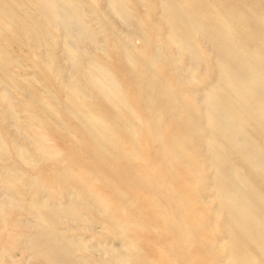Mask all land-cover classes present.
Instances as JSON below:
<instances>
[{
	"label": "rangeland",
	"instance_id": "1",
	"mask_svg": "<svg viewBox=\"0 0 264 264\" xmlns=\"http://www.w3.org/2000/svg\"><path fill=\"white\" fill-rule=\"evenodd\" d=\"M65 1L0 0V264H236L225 246L229 237L225 217L213 215L217 200L213 197L215 167L211 165L209 135L213 133L222 146L225 143L229 152L224 151L228 157L221 165L223 171L240 166L238 173L253 180L249 184L263 194L264 180L251 173V166L241 163L243 156L205 123L203 95L210 85L220 82L217 51L207 36L209 30H215L204 17L199 21L207 29L190 31L176 2L186 1L191 12L206 6L227 14L225 21L232 23L233 30L261 46L258 38L264 37V30L247 20L243 27L241 18L233 21V13L226 11H238L244 19H251L262 11L264 0ZM70 7L76 12L65 13ZM85 30L91 35L85 37ZM65 34L78 37L72 35L69 41ZM177 39H185L188 47L185 40L180 47ZM68 50L73 53L71 58ZM98 66L105 76L96 82ZM101 84L105 92L110 85L113 91L110 88L106 94ZM115 89L123 95H114ZM263 90L260 87V93ZM219 91L221 95L218 92L216 97L222 100L225 93ZM88 117L103 122L94 119L90 128ZM103 124L106 126L100 127ZM252 126H245L244 132L260 148L254 154L256 159L264 155V135L256 131L253 136L256 129ZM129 127L139 136L135 140L133 136L132 143ZM185 134L190 139L184 142V159L178 163L185 175L179 176L191 182L194 212L202 216L206 227L187 243L179 230L185 212L178 200L182 189L162 163L165 146ZM135 149L138 157L130 158ZM244 244L263 264L262 254L259 256L251 242ZM128 250L137 251V259Z\"/></svg>",
	"mask_w": 264,
	"mask_h": 264
},
{
	"label": "bare ground",
	"instance_id": "2",
	"mask_svg": "<svg viewBox=\"0 0 264 264\" xmlns=\"http://www.w3.org/2000/svg\"><path fill=\"white\" fill-rule=\"evenodd\" d=\"M158 1V0H157ZM169 1V0H168ZM59 2V0H58ZM66 4H68L69 2L66 0L65 1ZM68 2V3H67ZM166 2V1H165ZM53 3V1H52ZM56 3V1H54L53 5ZM60 3H63L60 1ZM167 3V2H166ZM171 3V2H170ZM58 4V3H56ZM109 4H112V3H109ZM178 8H179V12H184V15L181 16L182 19L184 20V23L185 25L188 27V29L190 31H192L193 29H207V25L204 26V23L200 22V18H202L201 20H205L204 17L209 20V22H211V27L213 28V30H215L214 32H211V30H209L210 34L207 35L208 38H210V40L212 41L211 43H213L212 45L214 46V48L216 49L217 51V61L216 63L218 64L219 66V75H220V78H218L220 80L219 83H217L214 87L210 88V85L209 88H208V93L206 92V95L204 96L203 95V98L205 99V105L206 108L204 110V117H205V123L206 125H208L209 127L213 128L215 132L218 133V135L222 136L224 138V140L230 145L231 149L235 152V153H240L243 157V161H241V163L245 162L246 164H248L249 166H251L250 168L253 170V173L255 175V173H257L256 175H260L263 177V180H264V155L263 156H259L257 157L256 159L254 158V154H257L258 150L260 151V148L251 141V138L248 137V135L244 132V127L245 126H249V125H253L251 127L256 129L254 130L255 133L251 131V133L253 134V136H256V131L262 135H264V92H261L259 91L260 87L263 89L264 88V37H259L258 38V41L261 42V46L255 44L254 45V41H252V39L249 38V36L245 37V36H240L239 35V32L236 30H233V25L232 23L230 22H226L225 21V17L226 15L223 14V13H218L217 10L215 8H211L209 9L208 7L204 6V7H198L197 8V11H193L191 12L188 7L186 6L187 5V2L186 1H182V2H179L177 1L176 2ZM64 4H59V7L60 6H63ZM165 5V4H164ZM167 5V4H166ZM165 5V6H166ZM58 6V5H57ZM118 6V5H117ZM120 6V5H119ZM172 6V5H171ZM176 6V7H177ZM54 7V6H53ZM113 7V6H112ZM121 7V6H120ZM127 8V6H125ZM57 8V7H56ZM55 8V10H56ZM62 8V7H61ZM66 8V7H65ZM71 8V7H70ZM67 11V9H65V13H71L70 11H74L76 12V10L74 9H70ZM111 8V7H110ZM109 8V9H110ZM114 8V7H113ZM119 8V7H118ZM64 9V8H63ZM122 9V7H121ZM164 9V8H163ZM167 9V7H166ZM169 9V8H168ZM175 9V8H174ZM206 9V10H205ZM59 10V8L57 9ZM119 9H116L114 11V13L116 14L118 12ZM127 10V9H125ZM62 11V9H61ZM64 11V10H63ZM112 11V9H111ZM54 9H53V13H54ZM166 12V11H165ZM164 12V13H165ZM173 12V10H172ZM238 12V11H237ZM236 11H226V13H228V15L230 13H233L232 16L234 15V18L232 17L231 19H237V18H241L242 19V24H243V27L244 26V23L247 21H252L254 23V25H258L259 28L262 30H264V8L262 9L261 12L257 13V14H254V16L250 19V18H247V19H244L243 16L239 13H237ZM57 13H60V11H56V14ZM113 13V12H112ZM120 13V12H119ZM124 13V12H123ZM171 13V12H170ZM186 13V14H185ZM64 14V13H63ZM74 14L76 15V13H73V16ZM168 14V13H167ZM55 15V13H54ZM62 15V14H60ZM68 16V14H67ZM70 16V14H69ZM77 16V15H76ZM119 16V15H118ZM173 16V15H172ZM177 16V15H175ZM174 16V17H175ZM56 17V15H55ZM82 17V16H81ZM121 17V15H120ZM123 17H125L123 15ZM128 17V16H126ZM173 17V18H174ZM237 17V18H236ZM77 18V17H76ZM57 20V17L55 18ZM72 19V17H71ZM77 19H80L79 18V15H78V18ZM172 19V18H171ZM54 20V19H53ZM59 20V19H58ZM74 21L76 19H73ZM182 20V21H183ZM228 20V19H227ZM239 22L241 21L240 19H238ZM237 20V21H238ZM51 21V20H50ZM55 21V20H54ZM64 21V20H63ZM62 21V22H63ZM74 21H71V22H74ZM79 21V20H78ZM171 21V20H170ZM175 21V20H174ZM182 21L180 20V22L182 23ZM67 22V20L65 21ZM64 22V24H65ZM70 22V23H71ZM77 22V20L75 21ZM139 21L137 20L136 23H138ZM143 22V21H142ZM51 23L53 25H55L56 23L52 22ZM80 23H82L80 21ZM173 23V22H172ZM63 23H61L62 25ZM139 24V23H138ZM174 24V23H173ZM183 24V23H182ZM238 24V23H237ZM241 24V25H242ZM75 25V24H74ZM82 27L83 24H81ZM80 25V26H81ZM142 25V24H141ZM175 25V24H174ZM68 26V25H67ZM76 26H78V23L76 24ZM53 27V26H52ZM142 27V26H140ZM172 27V26H170ZM169 27V28H170ZM242 27V28H243ZM85 29H88L86 28V26L84 27ZM236 28V27H235ZM57 29V28H56ZM70 29V28H69ZM74 29V28H72ZM174 29V27H173ZM67 29H65L64 31L65 32H68L69 31H66ZM75 30V29H74ZM76 30L78 31L79 29L76 28ZM240 30H241V26H240ZM243 30V29H242ZM262 30V31H263ZM189 31V32H190ZM204 31V30H203ZM235 31L234 35L232 34L233 32ZM180 32H183L180 31ZM197 32V31H196ZM67 33V34H68ZM74 33V32H73ZM80 33V32H79ZM85 33H88L85 35V37H88V35H91L89 33V31L85 30ZM84 33V34H85ZM181 34V33H180ZM184 34V33H183ZM182 34V35H183ZM188 34V33H187ZM197 34V33H196ZM201 34V32H200ZM66 35V34H65ZM74 34H71V36ZM181 35V36H182ZM245 35V34H244ZM67 36V35H66ZM66 36L63 35V38ZM69 37L67 39H73V37ZM144 36V35H143ZM142 36V37H143ZM176 36V35H175ZM184 36V35H183ZM206 36V38H207ZM78 37V35L76 36ZM186 37V36H185ZM189 37V35L187 36V38ZM170 38V37H169ZM186 38V39H187ZM168 39V38H167ZM167 39L165 41H167ZM183 39V38H182ZM190 39V38H189ZM144 40H145V36H144ZM169 40V39H168ZM185 40V39H184ZM182 40V41H184ZM188 40V39H187ZM173 41V40H172ZM182 41H179L178 39L176 40V42L179 44V46L183 43ZM145 42V41H144ZM185 44H186V40L184 41ZM171 43V42H170ZM169 43V44H170ZM175 44L176 46L178 44ZM258 43V42H257ZM188 44V43H187ZM186 44V45H187ZM123 45V44H122ZM172 45V44H171ZM174 45V46H175ZM161 46V45H160ZM175 46V47H176ZM182 46L184 47V43L182 44ZM66 47H67V44H66ZM71 47V46H70ZM181 47V46H180ZM188 47V45L186 46ZM185 47V48H186ZM136 48V47H135ZM162 48V46H161ZM184 48V49H185ZM190 48V47H189ZM199 48V47H198ZM197 48V49H198ZM68 49H69V45H68ZM75 49L72 47L71 51ZM177 49V47H176ZM180 48H178V51ZM183 49V51H184ZM136 50V49H134ZM138 50V49H137ZM193 50V49H192ZM76 52V50H73L72 52ZM128 51V49H127ZM186 51V49H185ZM194 51V50H193ZM193 51L192 54H193ZM196 51V50H195ZM70 52V50H68V54L67 56L71 53L72 55H69L70 58L73 56V53ZM129 52H132V50H129ZM181 52V51H180ZM188 52V51H187ZM67 53V51H66ZM75 53V54H76ZM84 53H86V51H84ZM138 53V52H137ZM189 53H190V50H189ZM201 53L203 52H200V55ZM136 54V53H135ZM139 54V53H138ZM160 54V53H159ZM185 54V53H184ZM78 55V54H76ZM131 55V54H130ZM134 55V54H133ZM204 55V54H202ZM81 56V55H80ZM132 56V55H131ZM157 57V54L155 55ZM140 57L139 55L136 57V60L137 58ZM154 57V55H153ZM159 57V56H158ZM76 58V56H75ZM142 58V56H141ZM198 58V57H197ZM92 59V58H91ZM90 59V61H91ZM140 59V58H138ZM154 59H157L154 57ZM201 59V58H200ZM216 59V58H215ZM71 60V59H70ZM95 63L96 61H92V63ZM136 62V61H135ZM168 62V61H167ZM89 63V62H88ZM91 63V65H92ZM150 63V62H149ZM190 63V62H189ZM215 63V62H214ZM73 64V63H72ZM97 64V63H96ZM130 64V62H129ZM154 64V63H153ZM90 65V63H89ZM88 65V66H89ZM192 65V64H191ZM195 65V64H194ZM94 66V64L92 65ZM92 66H90L92 68ZM102 66V65H101ZM101 66H98V68H100V72H98V77L96 75V77H94V81L97 82V80H95L96 78L99 79V76L103 77L105 76V74H103V71L101 69ZM190 66V64H189ZM89 67V68H90ZM96 67V66H95ZM94 67V68H95ZM104 67V66H103ZM193 69L195 66H193ZM88 68V70H89ZM93 68V69H94ZM84 69V68H83ZM104 69V68H103ZM190 69H192L190 67ZM196 69V68H195ZM102 70V72H101ZM105 70H106V66H105ZM159 70V69H158ZM187 70H188V67H187ZM162 71V70H161ZM192 71V70H191ZM85 72V71H84ZM87 72V76L88 74L91 76V72L86 70ZM108 72V69L107 71ZM159 72V71H158ZM157 72V73H158ZM188 73L190 71H187ZM196 72V71H195ZM194 72V73H195ZM102 73V74H101ZM193 74V72H192ZM197 75V73H195ZM194 74V75H195ZM94 75V74H93ZM192 75L194 78L195 76ZM85 77V76H84ZM91 76V79L93 78ZM109 76H107L108 78ZM192 77V78H193ZM193 78V79H194ZM101 79V78H100ZM103 79V78H102ZM153 79V77H152ZM8 80V79H7ZM88 80V79H87ZM93 80H91L92 82ZM93 81V83H94ZM101 81V80H100ZM108 82L110 80H107ZM106 80H105V83H108ZM116 81V80H115ZM112 82H114V79H112ZM176 82V81H175ZM187 82V81H186ZM201 82V81H200ZM199 82V83H200ZM110 83V82H109ZM115 85L117 82H114ZM112 83V85L114 84ZM96 85L98 83H95ZM100 84V82H99ZM118 84V83H117ZM200 84H203V83H200ZM109 85V84H108ZM106 85V86H108ZM110 85L111 89L113 88V86ZM214 85V84H213ZM101 86V89L104 90V88L102 87V84L100 85ZM99 86V87H100ZM117 86V85H116ZM98 87V86H97ZM110 88L108 89L110 91ZM117 88H119L117 86ZM69 90V89H68ZM102 90V91H103ZM108 90L106 91L108 93ZM219 90H224L223 92L225 93V95L223 96V99H219V96L218 98L216 97V94L218 92H220ZM113 91V89H112ZM122 91V90H121ZM264 91V90H263ZM105 92V90L103 91ZM105 92V93H106ZM115 92L114 95H118L119 92L115 89ZM118 92V93H117ZM106 93V94H107ZM166 93V92H165ZM174 93H176V91H174ZM205 93V91H204ZM122 94V93H120ZM119 94V95H120ZM168 94V93H167ZM104 95V94H103ZM116 95V96H117ZM123 95V94H122ZM189 95H192V94H189ZM188 95V96H189ZM195 95V94H194ZM219 95V94H218ZM220 95H221V92H220ZM153 96V95H152ZM167 96V95H166ZM193 96V95H192ZM191 96V97H192ZM110 97V96H108ZM194 97V96H193ZM111 98V97H110ZM115 98V97H114ZM113 98V99H114ZM120 99V98H119ZM117 99L120 103V100ZM122 99V98H121ZM194 99V98H193ZM112 100V99H110ZM116 100V98H115ZM114 104V102H113ZM204 104V103H203ZM121 105V104H119ZM126 106V105H125ZM128 106V105H127ZM129 109V108H128ZM131 109V107H130ZM131 112H135V111H132L130 110ZM190 109V107L188 108ZM193 113V112H192ZM134 114V113H133ZM136 114V113H135ZM84 115V114H83ZM86 116V115H85ZM197 117V116H196ZM90 117H88L89 119ZM96 119L95 117L92 119L90 118L89 120H91V124L89 125L88 123V127L91 128L92 126V120ZM98 119V118H97ZM96 119V122L97 121H102L101 119L97 120ZM104 119V118H103ZM138 119V118H137ZM198 119V118H197ZM105 120V119H104ZM136 119H134L135 121ZM99 121V122H100ZM132 121V120H131ZM96 122L95 125H96ZM98 122V127L99 125L103 122H100L99 124ZM129 122V121H128ZM136 122H139L138 120ZM247 122V123H246ZM250 122V123H248ZM111 124H113L112 122H110ZM49 124V123H48ZM109 124V122L107 123ZM129 123H127L128 125ZM97 126V125H96ZM95 126V127H96ZM106 126V125H105ZM104 124L103 126H100V127H105ZM113 126V125H112ZM111 126V127H112ZM136 127L137 124H135ZM205 126V125H204ZM203 127V126H202ZM206 127V126H205ZM102 128V129H103ZM204 128V127H203ZM248 128V127H247ZM246 128V129H247ZM95 129V128H94ZM101 129V128H99ZM128 129V128H127ZM130 129V130H129ZM128 131L130 132V141L132 143V138L134 136V140H135V136H138V134L136 133L137 131H134L132 132L131 128L129 127ZM136 129V128H135ZM202 129V128H201ZM94 131L93 129H90V131ZM96 130V129H95ZM105 130V129H104ZM141 130V129H140ZM199 130V129H198ZM107 131V130H106ZM248 131V129H247ZM97 132V130H96ZM96 132H94L96 134ZM101 133L99 130L97 132V134ZM212 133V132H211ZM250 133V132H249ZM243 134V135H242ZM140 135V134H139ZM39 136V135H38ZM208 136V135H207ZM139 137V136H138ZM215 136L213 135V133L211 135H209V145L211 146V148L213 149V153L211 152V165L213 167H215V176L213 178V181H215V184H214V188H215V191H214V194H213V197H214V201L215 199L217 200V205L215 204L216 206V209L214 210V217H218L220 215H224L225 219L223 221V224L224 226L227 228V234H228V241L226 243V248H228L230 250V256L232 258V260H234L233 262L236 263V264H259V262L256 260L255 256H253L251 253L248 252V249L246 247V245L244 243H250L251 242V245L254 246V248H256L258 251H259V256L260 254H262V261L261 263L264 264V194L261 192V191H258L255 187L251 186L249 184V182H253V180L251 181H248L247 177H243L242 176V173L239 174L238 170H237V166L238 165H234V166H229L227 168L226 171H223L222 169V166L223 165V162H225L226 158V155L227 154H224V151L226 152L227 150L224 149V145L222 146L220 143L217 142L218 139L215 140L214 138ZM217 137V136H216ZM220 137V138H222ZM239 137V138H237ZM161 139V138H160ZM159 139V140H160ZM189 137L185 134L181 137H175L174 139H172L171 143L169 144V146H165L167 148L164 149L163 152V164H164V167L167 169L168 172H171V173H174L173 176L176 178H178L177 180V185L179 188H181L182 190L180 191L181 193L178 194L180 195L179 196V205L182 206V208H184L185 212L183 214V219L181 220L182 221V227L181 229V234H182V240H183V243H187L186 241H189L188 239H190L192 236H194L193 234L195 233H198L200 231H205L206 230V227L204 226V223L202 222V216L196 212H194V208H193V200L191 197V191L193 190V188H191L190 186V183L189 182V179L186 181L184 178H181L179 175L180 174H183L185 175V169L184 167L180 166L178 163L179 161H182L184 159V147H183V144L184 142H188L189 141ZM247 139V140H246ZM133 140V142H135ZM158 140V139H157ZM221 140V139H220ZM219 140V141H220ZM140 141V140H139ZM161 141V140H160ZM158 142L161 144V142ZM251 141V142H250ZM222 143V141H220ZM36 143V142H35ZM223 144V143H222ZM133 145V144H132ZM136 146V145H135ZM139 147V145L137 146ZM136 147V148H137ZM142 147V146H141ZM208 147V146H207ZM222 147H223V153H220L219 151H222ZM229 146H227L228 148ZM132 148V146H131ZM135 148V147H134ZM140 148V147H139ZM144 148V147H143ZM138 149V148H137ZM148 148H146L147 150ZM141 150V149H140ZM229 150V149H228ZM231 150V155H236L233 151ZM138 150H133L130 154V158H134V157H138ZM142 151V150H141ZM144 151V150H143ZM150 152V151H149ZM19 153V152H18ZM227 153H229L227 151ZM208 154V153H207ZM206 154V155H207ZM129 155V154H128ZM239 155V154H238ZM128 157V156H127ZM238 157V156H237ZM256 157V156H255ZM47 158V157H46ZM150 158V157H149ZM160 158V157H159ZM230 158V157H229ZM241 158V157H240ZM239 158V159H240ZM49 159V158H48ZM129 159V158H128ZM146 159V158H145ZM161 159V158H160ZM233 159V158H232ZM199 160V159H198ZM134 161V159H133ZM148 161V160H147ZM231 161V160H229ZM146 162V161H145ZM161 162V161H160ZM183 162V161H182ZM189 162V161H188ZM234 163V162H233ZM232 163V165H233ZM182 164V163H181ZM186 164V163H185ZM244 165V166H247V165ZM190 165V164H189ZM196 166H197V163H196ZM248 166V167H249ZM195 168V167H194ZM197 168V167H196ZM195 168V169H196ZM199 168V167H198ZM238 168H240V166H238ZM249 168V169H250ZM170 169L173 170L170 171ZM178 169H182L181 171L183 172H179ZM250 169V170H251ZM178 170V171H177ZM251 170V171H252ZM197 171V170H196ZM187 173V171H186ZM84 174V173H83ZM139 174V173H138ZM163 174V173H162ZM195 175L198 174L197 173H194ZM244 174V173H243ZM159 175V174H158ZM253 175V176H254ZM140 176V175H139ZM85 178V176H83ZM165 177V175H164ZM199 177V176H197ZM261 178V177H260ZM106 179V178H105ZM256 179V177L254 178ZM89 180H93V179H89ZM194 180V179H193ZM250 180V179H249ZM261 180V179H260ZM107 181V180H106ZM255 181V180H254ZM257 181V179H256ZM258 182L262 183L261 181H259L258 179ZM257 182V183H258ZM87 183V182H86ZM93 183V182H92ZM255 182L254 185L257 184ZM264 183V182H263ZM262 183V185H264ZM110 184V183H109ZM170 184V185H169ZM168 186L172 189H175L174 186L169 183ZM87 185V184H86ZM85 185V186H86ZM176 185V186H177ZM194 185V184H192ZM261 186V185H260ZM155 187V185H154ZM192 190H191V189ZM200 189V188H199ZM198 189V191H200ZM259 189V188H258ZM195 191L197 192V187L195 189ZM193 193V192H192ZM193 195V194H192ZM123 196V195H122ZM121 197V196H120ZM122 198V197H121ZM124 199V198H123ZM197 200V199H196ZM125 202V201H124ZM128 204V202H125ZM75 204V203H74ZM105 207V206H104ZM131 208V207H130ZM69 209V208H68ZM71 209V207H70ZM99 210V209H98ZM102 211L105 212V210H103L101 208ZM179 210V209H178ZM140 214V213H139ZM47 215V214H46ZM138 215V214H137ZM164 215V214H163ZM167 218L171 219V216L167 214ZM182 216V215H181ZM47 217V216H46ZM128 217V216H127ZM139 217H142V216H139ZM123 218V217H121ZM217 218V219H218ZM45 218H43L44 220ZM49 219V218H48ZM126 219V218H125ZM167 220V219H166ZM173 220V219H172ZM171 220V221H172ZM49 221V220H48ZM128 220H126L125 222H127ZM143 221V220H142ZM145 221V220H144ZM168 221V222H169ZM45 222V220H44ZM129 222V221H128ZM167 222V224H168ZM41 223V222H40ZM46 223V222H45ZM104 223V222H103ZM115 223V222H114ZM123 223V222H122ZM133 223V222H132ZM130 223V224H132ZM136 223V222H134ZM144 223V222H143ZM148 223V222H147ZM173 223V222H172ZM48 224V223H47ZM107 224V223H106ZM124 224V223H123ZM128 224V223H127ZM170 224V223H169ZM180 224V223H179ZM44 225V224H43ZM108 225V224H107ZM114 225V224H112ZM116 225V224H115ZM148 225V224H147ZM146 225V226H147ZM215 225V223H214ZM42 226V225H41ZM116 226H119V225H116ZM141 226V225H139ZM108 227V226H107ZM149 227V226H147ZM173 227V225H172ZM205 227V228H204ZM106 228V227H105ZM109 228V227H108ZM106 228V229H108ZM114 228V227H113ZM116 228V227H115ZM120 229V227H118ZM122 228V226H121ZM150 228V227H149ZM154 228V227H153ZM156 229V228H154ZM215 229H217L215 227ZM214 229V230H215ZM112 230V229H111ZM110 230V231H111ZM237 230V231H236ZM108 231V230H107ZM117 231V230H116ZM124 231V230H123ZM122 231V232H123ZM152 231V229H151ZM113 234V233H112ZM180 235V234H179ZM123 236V235H122ZM181 236V235H180ZM53 238V236H52ZM55 239V238H54ZM126 240V238H124ZM129 239V238H128ZM198 239L195 238L193 239L192 241H196ZM248 239V241H247ZM127 241V240H126ZM191 241V240H190ZM189 241V242H190ZM41 242V241H40ZM128 244L130 243H133V242H130L127 241ZM126 242V243H127ZM39 243V242H38ZM218 243V242H217ZM81 245V244H80ZM125 245V244H124ZM131 246L134 247V244H130ZM41 246V245H40ZM136 246V245H135ZM224 246V244H223ZM49 247V246H48ZM137 247V246H136ZM186 247V246H185ZM47 248V247H46ZM125 248V247H124ZM123 248V249H124ZM135 248V247H134ZM44 249V248H43ZM128 249V248H127ZM131 249V248H130ZM45 250V249H44ZM186 250V249H185ZM130 251V250H128ZM126 251V252H128ZM171 251V250H170ZM39 252V251H38ZM41 252V250H40ZM131 252H134V256L136 257V252L137 251H130V254ZM140 252V251H139ZM43 253V252H42ZM47 253V251H46ZM133 254V253H132ZM173 254V253H172ZM174 255V254H173ZM129 256V255H128ZM127 256V257H128ZM132 256V255H131ZM139 256H140V253H139ZM175 256V255H174ZM139 258V257H138ZM143 258V257H142ZM141 258V259H142ZM195 258V257H194ZM137 259V257H136ZM139 260V259H138ZM176 260V259H175ZM225 260V259H224ZM227 260V259H226ZM143 261V260H142ZM56 263V262H55ZM182 263V262H180ZM174 264V262L172 263ZM184 264V263H183Z\"/></svg>",
	"mask_w": 264,
	"mask_h": 264
}]
</instances>
